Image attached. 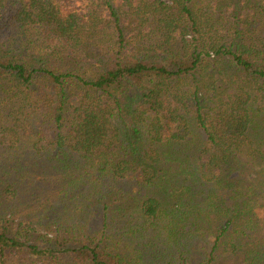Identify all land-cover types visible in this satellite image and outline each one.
<instances>
[{
  "label": "trees",
  "instance_id": "16d2710c",
  "mask_svg": "<svg viewBox=\"0 0 264 264\" xmlns=\"http://www.w3.org/2000/svg\"><path fill=\"white\" fill-rule=\"evenodd\" d=\"M220 255L264 264V0H0V264Z\"/></svg>",
  "mask_w": 264,
  "mask_h": 264
},
{
  "label": "rangeland",
  "instance_id": "374dc122",
  "mask_svg": "<svg viewBox=\"0 0 264 264\" xmlns=\"http://www.w3.org/2000/svg\"><path fill=\"white\" fill-rule=\"evenodd\" d=\"M162 2H167V0H161ZM62 63H63V61H62ZM55 66L57 67V68H60L61 66H62V64L61 63H57V64H55ZM48 237V239H53V237H51L50 235H47ZM219 260L223 263V264H227V263H229V264H238V262L235 260V258H231V259H229V261H223V257H222V255H220L219 256ZM238 260V259H237Z\"/></svg>",
  "mask_w": 264,
  "mask_h": 264
}]
</instances>
